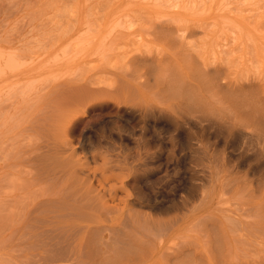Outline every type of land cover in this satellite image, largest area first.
<instances>
[{"label":"rangeland","instance_id":"374dc122","mask_svg":"<svg viewBox=\"0 0 264 264\" xmlns=\"http://www.w3.org/2000/svg\"><path fill=\"white\" fill-rule=\"evenodd\" d=\"M235 192L264 207V0H0V264H226ZM90 197L137 224L77 233Z\"/></svg>","mask_w":264,"mask_h":264},{"label":"bare ground","instance_id":"6f19581e","mask_svg":"<svg viewBox=\"0 0 264 264\" xmlns=\"http://www.w3.org/2000/svg\"><path fill=\"white\" fill-rule=\"evenodd\" d=\"M230 119H231V115H230ZM226 121H228L227 118H226ZM229 123H227V124H229ZM230 124H229V126H230ZM227 126H225V127L227 128ZM245 127H247V126L245 125ZM252 136H253V134H252ZM223 196L224 195H221V197H223ZM220 198H219V202H217V204H216V211L227 222V228L224 229L223 232L221 230L217 229L216 227H215V229H213V231L215 233V238H213L212 240H209V242L211 243L210 246H209L210 247L209 249L211 251L215 252L216 257H218V255L221 256V252H222L223 249L226 250V251H228L229 256L231 257V260H229L228 262H227V260H224V263L227 262L226 264H228L229 262L230 263L234 262L236 264H255V263L256 264H264V207L261 208V205L247 206V204L243 200V196L240 195V194H238L237 192H235L231 196V198L229 199L230 201H233V203L230 205V208L231 207H234V208H232V212L229 213L230 214V216H229V215H225V213H227L228 211L221 208L222 205L226 204V200H220ZM93 202H99V198L98 197L97 198L90 197V198L86 199V202H85V204H83L82 207L89 208L92 211L94 210L96 213L99 214V216L93 215V217H95L97 220L94 221V222H92V223H94L96 225L95 226H87L86 228H82L81 227L83 230L80 228L81 230L78 229L76 231L77 233L78 232L83 233V234H85V237L86 236L88 237V235L93 234V236H94V234H97L98 231H101L102 230L103 232H108L110 235H112V234L113 235H116V232H118V231L115 228H111V226H109V225H107V226L104 225V224H106V222H108L107 220H109L108 218H110V217H113V219H114V222L113 223H115V224L116 223H119L120 221L123 220L122 221L123 223H121V225H123L125 228H129L130 229V227H128V226H131L132 224L135 226L137 224L135 222H132L131 225H128L127 224V222L129 221L128 218L125 219L126 218V215L125 214H126V207H127V205H122V206L119 205V204L110 205L107 202H102L99 205V204H95ZM227 204L229 205L230 203H227ZM21 205H22V203H21ZM234 205H236L237 207L234 206ZM21 207H23V206H21ZM24 207H26V205H24ZM70 207L73 208V206H70ZM235 208H237L236 209L237 212H236ZM111 209H113V212L110 211ZM239 209H241V210H239ZM229 211H231V210H229ZM238 211H239V213H240V215L242 217L241 220L234 218V216L237 215L236 213H238ZM41 214H42V212H41ZM73 215H75V214L74 213H70V211L67 212V216L68 217H70V216L73 217ZM57 216H55V217H57ZM64 216L67 218L66 215H64ZM77 216L78 217H82V218L85 217L83 215H77ZM59 218H61V217H59ZM124 220H127V221H124ZM179 221L173 222V223L170 224V226L167 229L165 228L166 232L167 233H170L173 229H175L178 226V222ZM32 229H34V227ZM140 229H142V228H140ZM126 230H128V229H126ZM149 232L150 233L147 234V235H145V237H140L138 239V241L140 242V245L136 246L135 249H139L140 246L146 244V245H150L151 250H153L155 254H158V251H161V248L162 247L159 246V245H157V244H154V242L155 241H158V243L159 242L162 243L163 241H162L161 237L164 236L163 233L165 234V231L164 230H161L159 232L158 231L153 232V231H150L149 230ZM119 234H120V232H119ZM190 234H194V233L190 231ZM205 237L206 236H204L203 239ZM114 240H113V242H114ZM144 240H147V241H144ZM172 243H174L173 245H174L175 249H173L171 252H173L175 254H185L181 250V246H182L183 243L186 244V245L188 244V242L185 241L184 238L183 239H178V237L176 236L172 240ZM113 244H115V242ZM116 244H119V243H116ZM122 244H123L124 247H128L129 248L128 252L131 251V246H127V244H125V243H122ZM204 245L207 248L208 245L206 246V243ZM59 249H58V251H59ZM200 249H201V246H199L198 249H195V252H193L191 254V255L194 256L195 259L200 254V253L198 254V252H199ZM200 251H203V250L201 249ZM115 254H118V251L114 253V250H113V255H115ZM107 255L110 256V254H107ZM173 255H172V253L166 252L165 255H163V254L161 255V258H164L165 264H171V258H173ZM185 255H187V254H185ZM187 256L190 257V255H187ZM63 258H64V256H63ZM111 258H112L111 256H110V258H106L105 261H104V263H101V264H111V261H109ZM253 258H255L257 262H255L254 260H252ZM215 261L217 262V259H215Z\"/></svg>","mask_w":264,"mask_h":264}]
</instances>
